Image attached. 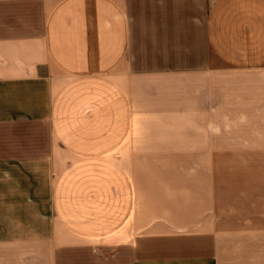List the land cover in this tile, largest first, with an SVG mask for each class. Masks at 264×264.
I'll use <instances>...</instances> for the list:
<instances>
[{"label": "crops", "instance_id": "0c3cea01", "mask_svg": "<svg viewBox=\"0 0 264 264\" xmlns=\"http://www.w3.org/2000/svg\"><path fill=\"white\" fill-rule=\"evenodd\" d=\"M250 158L264 0H0V264H264Z\"/></svg>", "mask_w": 264, "mask_h": 264}, {"label": "rangeland", "instance_id": "374dc122", "mask_svg": "<svg viewBox=\"0 0 264 264\" xmlns=\"http://www.w3.org/2000/svg\"><path fill=\"white\" fill-rule=\"evenodd\" d=\"M225 167H226V172L228 171V168L232 169L236 166H240L241 168L248 167L250 165L255 166L256 168L258 167H263L264 166V158H250V159H241V160H225ZM238 163V164H237ZM263 174H257V180H261L263 177ZM264 207L261 208L260 211V216L262 218V230L264 229ZM245 241V240H244ZM261 244L264 245V237L261 239Z\"/></svg>", "mask_w": 264, "mask_h": 264}]
</instances>
